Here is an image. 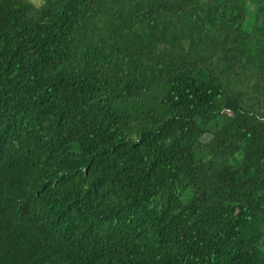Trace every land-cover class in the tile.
Returning a JSON list of instances; mask_svg holds the SVG:
<instances>
[{"label": "trees", "instance_id": "16d2710c", "mask_svg": "<svg viewBox=\"0 0 264 264\" xmlns=\"http://www.w3.org/2000/svg\"><path fill=\"white\" fill-rule=\"evenodd\" d=\"M7 260L264 264V0H0Z\"/></svg>", "mask_w": 264, "mask_h": 264}, {"label": "rangeland", "instance_id": "374dc122", "mask_svg": "<svg viewBox=\"0 0 264 264\" xmlns=\"http://www.w3.org/2000/svg\"><path fill=\"white\" fill-rule=\"evenodd\" d=\"M30 1L33 2V3L36 4V5H39V3H40L42 0H30ZM208 138H210L209 135L206 136L205 138H203V140H204V139L208 140Z\"/></svg>", "mask_w": 264, "mask_h": 264}, {"label": "clouds", "instance_id": "9594fccd", "mask_svg": "<svg viewBox=\"0 0 264 264\" xmlns=\"http://www.w3.org/2000/svg\"><path fill=\"white\" fill-rule=\"evenodd\" d=\"M9 262H12L11 260H7V261H3V262H0V264H5V263H9Z\"/></svg>", "mask_w": 264, "mask_h": 264}]
</instances>
